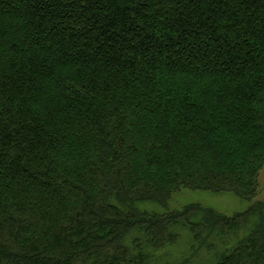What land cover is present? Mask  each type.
<instances>
[{
	"label": "trees",
	"instance_id": "obj_1",
	"mask_svg": "<svg viewBox=\"0 0 264 264\" xmlns=\"http://www.w3.org/2000/svg\"><path fill=\"white\" fill-rule=\"evenodd\" d=\"M263 167L264 0H0V264H157L186 229L179 264H264V202L168 209Z\"/></svg>",
	"mask_w": 264,
	"mask_h": 264
},
{
	"label": "rangeland",
	"instance_id": "obj_2",
	"mask_svg": "<svg viewBox=\"0 0 264 264\" xmlns=\"http://www.w3.org/2000/svg\"><path fill=\"white\" fill-rule=\"evenodd\" d=\"M257 201L264 202V167L259 176V194L258 197L252 201V203L241 200L230 193L215 194L200 190H182L172 195L169 201L168 209L170 211H180L190 205L198 204L203 208H211L222 214L233 216L237 213L247 211L251 204H254ZM143 208L148 209L149 211L162 212V208L151 203L146 204ZM255 217H253L249 223L242 228L243 233H247L251 228H253L255 223L259 221L258 217ZM182 234V238L179 240V244L177 246L171 248L169 247L158 254V258L155 259L157 264H179V262L189 254L191 234L187 229L182 231Z\"/></svg>",
	"mask_w": 264,
	"mask_h": 264
}]
</instances>
